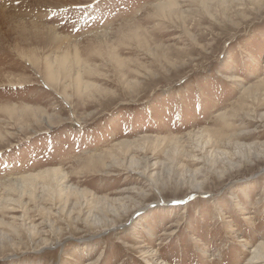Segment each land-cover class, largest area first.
Masks as SVG:
<instances>
[{
    "label": "rangeland",
    "instance_id": "374dc122",
    "mask_svg": "<svg viewBox=\"0 0 264 264\" xmlns=\"http://www.w3.org/2000/svg\"><path fill=\"white\" fill-rule=\"evenodd\" d=\"M15 2L0 264H264V0Z\"/></svg>",
    "mask_w": 264,
    "mask_h": 264
},
{
    "label": "bare ground",
    "instance_id": "6f19581e",
    "mask_svg": "<svg viewBox=\"0 0 264 264\" xmlns=\"http://www.w3.org/2000/svg\"><path fill=\"white\" fill-rule=\"evenodd\" d=\"M16 0H10V6L8 7V9H9V11H13L15 8H18L19 9V6H17V4H16V2H15ZM20 1V0H19ZM22 1V0H21ZM7 4H9V3H7ZM21 5V4H20ZM4 10L5 9H3L2 10V12L4 13ZM39 10V9H38ZM31 12H33V11H31ZM31 12H28V14H24L23 12L21 13V14H12L11 12V16H13L14 18H18L19 20H21V19H27L28 17L29 18H31V17H33L32 15H35L36 16V14H34V13H31ZM36 12V11H35ZM40 12H41V10H40ZM44 12V11H43ZM42 12V13H43ZM2 13V14H3ZM37 13V16L39 17V15H38V13H39V11L38 12H36ZM1 14V13H0ZM5 14V13H4ZM4 16V15H3ZM28 16V17H27ZM34 16V18H38L37 16L35 17ZM6 17L7 16H4V18L6 19ZM13 17H11V18H13ZM40 17H42L41 15H40ZM37 20V19H36ZM22 21V20H21ZM25 23V22H24ZM26 23H29V22H26ZM39 23V22H38ZM31 24V23H30ZM41 25V24H40ZM44 25V24H43ZM25 26V25H24ZM30 27V26H29ZM28 27V28H29ZM33 27H35V26H33ZM27 27L25 28V27H23L22 25H21V27H19V31H20V33L18 34V37H21V40H23L22 38H26V39H28V38H35L36 39V43H39V44H41V45H43V46H46V47H49V48H55V49H59V48H61L62 47V45H63V43H65V41H64V39L62 38V37H60V36H58V34L55 32V31H53V30H51V29H47L46 30V32H45V29H44V27H41V26H38L37 28H35V29H33L32 28V31L34 30V32L35 33H30V31H28V30H30V29H28ZM40 28H43L44 30H40ZM21 42H24V41H21ZM66 44L68 45V44H73L72 42H66ZM68 46H70V45H68ZM36 47H37V45H36ZM30 49V48H29ZM32 49V48H31ZM51 49V50H52ZM32 50H30V52H31ZM32 53V52H31ZM48 65L50 64V62L49 63H47ZM256 253H258L257 255H260L261 256V252H260V250L259 249H257L256 251H255ZM258 258V257H257Z\"/></svg>",
    "mask_w": 264,
    "mask_h": 264
}]
</instances>
